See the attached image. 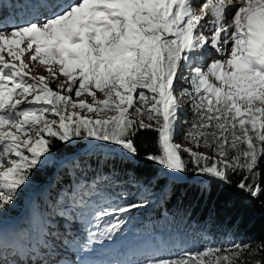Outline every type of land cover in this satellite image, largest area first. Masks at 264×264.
I'll return each mask as SVG.
<instances>
[{
  "label": "snow or ice",
  "instance_id": "6c2138e0",
  "mask_svg": "<svg viewBox=\"0 0 264 264\" xmlns=\"http://www.w3.org/2000/svg\"><path fill=\"white\" fill-rule=\"evenodd\" d=\"M30 14L10 30L0 21V216L58 143L89 138L132 158L140 130L157 133L148 161L209 183L230 185L240 176L236 187L264 197V0H32ZM33 63L47 75H32ZM141 207H117L118 219L101 235L112 239L122 214ZM95 235L86 243L42 240V264H102L84 255L102 242ZM61 246L77 259H63ZM7 248L30 252L6 245L0 232V264H18L5 259ZM261 253L264 242L232 241L178 252L161 247L123 264H264Z\"/></svg>",
  "mask_w": 264,
  "mask_h": 264
},
{
  "label": "trees",
  "instance_id": "16d2710c",
  "mask_svg": "<svg viewBox=\"0 0 264 264\" xmlns=\"http://www.w3.org/2000/svg\"><path fill=\"white\" fill-rule=\"evenodd\" d=\"M187 118L191 119L190 112ZM184 128L186 125L181 124ZM177 140L185 147V143L190 144L182 138ZM134 143L138 154L132 158L112 150L89 152L92 144L114 147L89 138L77 139L68 147L58 143L48 164L0 216L5 244H16V236L27 240L30 235L37 236L38 217L49 226L48 217L53 211L62 215L68 209L85 227L86 235L80 243H86L89 232L96 234L94 240L102 241L84 254L102 264L117 262L114 257L120 249L127 256L125 262H142L161 247L178 252L227 246L232 241L264 242V197L253 199L236 187L240 176H232L230 185L209 183L207 179L194 182L201 175L196 172H187L186 180H177L170 170L146 159L157 153L156 132L140 130ZM130 203H141L143 207L122 214V230L112 239H105L101 234L118 219L115 209ZM102 209L110 215L97 216ZM70 248L77 259L78 253ZM9 252L11 248L6 249Z\"/></svg>",
  "mask_w": 264,
  "mask_h": 264
},
{
  "label": "rangeland",
  "instance_id": "374dc122",
  "mask_svg": "<svg viewBox=\"0 0 264 264\" xmlns=\"http://www.w3.org/2000/svg\"><path fill=\"white\" fill-rule=\"evenodd\" d=\"M11 29V26H9V30ZM5 55V58L6 59H8V57H7V54L5 53L4 54ZM213 59H215V58H218L217 56H213L212 57ZM32 75H36V76H39V75H47V73H46V71H45V69H44V67L43 66H40L38 63H33V65H32ZM61 79H63V77H61ZM50 87H52L54 90L56 89V85H55V83H52V84H50ZM98 96H99V93L97 94ZM100 98H102V97H100ZM89 99V102H91V98L89 97L88 98ZM89 115H92V114H89ZM175 142L176 143H179V144H181L177 139L175 140ZM96 143V142H95ZM182 145V144H181ZM184 145H186V146H188V147H193L192 145H190V144H187V143H185ZM97 149H103V150H113L112 148H108V147H106V145H103V144H92V146L90 147V150H89V152H91V151H93V150H97ZM115 149H117V150H119L118 148H115ZM117 150H115V151H117ZM194 150H195V148H194ZM120 151V150H119ZM121 152V151H120ZM117 153H118V151H117ZM120 154H122V152L120 153ZM123 155V154H122ZM170 173H171V177H173V178H175L176 176H182V174H179L178 175V173H173V172H171L170 171ZM205 177V176H204ZM204 180V179H203ZM77 202H80V195L78 196V200H77ZM47 215H48V213H47ZM57 214H55L54 213V211L51 213V218L50 217H48V220H49V225H50V228H51V231L53 232V236L51 237V238H49L48 239V237H46L45 235H43L42 236V233H39V237L41 238V240H44V241H48V242H54L53 241V237H54V235L58 232L57 230H53L54 229V226H60L61 227V217L59 216V217H57L56 216ZM19 216H20V214H18L17 216H16V218L15 219H13V220H11L12 222H16V220L19 218ZM67 217H73V215H72V213L70 212V210L68 209V212L67 213H65V217L64 218H67ZM51 219V220H50ZM5 221H7V220H5ZM42 223H43V221H41ZM64 224H66L65 226H62V230H65L66 228L68 229V230H70V228H69V225H68V222L66 221V220H64V221H62ZM39 224H40V221H39ZM40 227V231H41V226H39ZM71 230H74L73 228L71 229ZM60 231V230H59ZM68 234V233H67ZM64 235H66V234H64ZM81 236V235H80ZM80 236H78V235H76L75 237H71V238H76L77 240H81V238H80ZM82 236H84V235H82ZM31 239V238H30ZM18 241V240H17ZM31 241V240H30ZM56 241H59L60 242V240L58 239V238H56ZM51 243V244H52ZM33 244V241H31L30 243H29V245H32ZM56 245H58L57 243H56ZM44 246V245H43ZM61 249H64L62 246L60 247ZM58 250H59V248H58ZM46 248L44 247V249H37L35 252H31V253H29V254H27L26 256H25V258H27L28 260H33L32 262H39V264H42V257H43V259H48V256L46 255ZM70 251V250H69ZM71 252V251H70ZM72 255V254H71ZM63 259H66V260H72V261H74L73 260V257L72 256H63L62 257ZM114 259L117 261V262H122V264H123V262L127 259V256H125V253H121L120 251H118V253L116 254V256L114 257ZM24 264V263H23Z\"/></svg>",
  "mask_w": 264,
  "mask_h": 264
},
{
  "label": "bare ground",
  "instance_id": "6f19581e",
  "mask_svg": "<svg viewBox=\"0 0 264 264\" xmlns=\"http://www.w3.org/2000/svg\"><path fill=\"white\" fill-rule=\"evenodd\" d=\"M103 145H104V144H103ZM179 174H182V176H176L174 179H177V180H186V176L184 175V177H183V173H178V175H179ZM184 174H185V173H184ZM172 178H173V177H172ZM193 180H194V179H193ZM195 180H196V178H195ZM195 180H194V181H195ZM62 229H63V228H62ZM62 229H61V227L59 228V230H60V232H61V235H64V234L69 233V231H68L67 228H66L65 230H62ZM52 234H53V233H52ZM52 234H51V235H45V236L48 237V239H49V238H51V237L53 236ZM58 236H59V235H56V234L54 235V237L52 238L54 242H53V243L51 242L52 244H55V245H56V243L58 244V242L56 241V238H58ZM47 243H48V244H51V243L48 242V241H47ZM58 245H59V244H58ZM39 249H44L43 244L39 247ZM59 250H60V247H59Z\"/></svg>",
  "mask_w": 264,
  "mask_h": 264
},
{
  "label": "water",
  "instance_id": "95a60500",
  "mask_svg": "<svg viewBox=\"0 0 264 264\" xmlns=\"http://www.w3.org/2000/svg\"><path fill=\"white\" fill-rule=\"evenodd\" d=\"M184 175H185V174L183 173V177H184ZM195 178H196V180L194 179V180H195L194 182H198V181L201 180V179H204V180L206 179V177H204L203 175H199V176H197V177H195Z\"/></svg>",
  "mask_w": 264,
  "mask_h": 264
},
{
  "label": "built area",
  "instance_id": "2783aa9c",
  "mask_svg": "<svg viewBox=\"0 0 264 264\" xmlns=\"http://www.w3.org/2000/svg\"><path fill=\"white\" fill-rule=\"evenodd\" d=\"M106 147H108V146H106ZM108 148H112V147H108ZM113 150H117V149H115V148H112ZM118 151V150H117ZM121 153V152H120Z\"/></svg>",
  "mask_w": 264,
  "mask_h": 264
}]
</instances>
